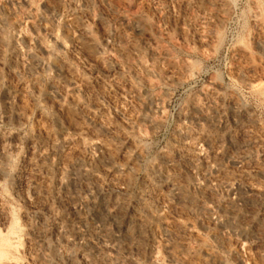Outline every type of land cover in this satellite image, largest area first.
Masks as SVG:
<instances>
[{
  "label": "rangeland",
  "instance_id": "374dc122",
  "mask_svg": "<svg viewBox=\"0 0 264 264\" xmlns=\"http://www.w3.org/2000/svg\"><path fill=\"white\" fill-rule=\"evenodd\" d=\"M0 264H264V0H0Z\"/></svg>",
  "mask_w": 264,
  "mask_h": 264
},
{
  "label": "bare ground",
  "instance_id": "6f19581e",
  "mask_svg": "<svg viewBox=\"0 0 264 264\" xmlns=\"http://www.w3.org/2000/svg\"><path fill=\"white\" fill-rule=\"evenodd\" d=\"M87 35H89V34H87ZM90 39V38H89ZM91 40V39H90ZM252 186H239V187H229L228 188V192L229 193H234V194H237V196H239V201H241V202H243V203H247V205H249L248 203L249 202H252L251 201V199H249L247 196L248 195H246L248 192H250L251 191V189L253 190V188H251ZM227 188V187H226ZM233 194V195H234ZM232 195V194H231ZM237 200H238V197H237ZM239 203V202H238ZM216 207V206H215ZM217 207H218V205H217ZM217 209V208H216ZM219 209V208H218ZM217 209V210H218ZM222 209V208H221ZM214 210V209H213ZM220 211V210H219ZM222 211V214H221V217H220V219H221V222L223 223V225H226V226H230V227H234V228H236V229H239V231H243L244 232V230L243 229H241V227L240 228H238L236 225H235V223H234V221H233V217L232 216H229V215H227V212H226V210H221ZM228 211V210H227ZM242 232V233H243ZM102 240H104V238L102 239ZM105 243V242H104ZM103 244V243H102ZM100 245H101V243H100ZM105 245H103V247H104ZM99 247V246H98ZM101 250H105L104 248H102V245H101V247H99ZM108 248V247H107ZM112 250V249H111Z\"/></svg>",
  "mask_w": 264,
  "mask_h": 264
}]
</instances>
